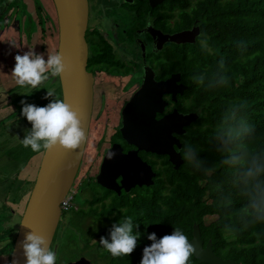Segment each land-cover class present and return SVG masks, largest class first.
<instances>
[{"label":"trees","instance_id":"16d2710c","mask_svg":"<svg viewBox=\"0 0 264 264\" xmlns=\"http://www.w3.org/2000/svg\"><path fill=\"white\" fill-rule=\"evenodd\" d=\"M5 3L0 0V9ZM16 5L17 1L9 0L1 11L0 27L5 13ZM175 6L181 9L175 29L196 26L199 30L193 45H170L171 72L180 73L186 87L177 97L184 102H177L175 108L197 115L185 133L177 136L182 164L174 170L159 157L165 168L156 172L151 186L120 196L108 191L92 195L85 202L86 212L71 209L70 224L74 227L75 223L84 249L88 241L98 238L94 245L98 253L90 251L108 264H140L144 248L152 243L148 235L155 233L159 240L178 228L189 240L194 224L203 246L209 241L217 257L233 264H264V219L249 207L246 193L253 182L244 176L253 160L264 167V0H172ZM54 25L55 17L49 26ZM0 31V42H5L4 31ZM13 65L15 60L11 68L10 63L5 66L10 77ZM12 83L7 92L9 103L28 102L31 89ZM20 109H15L17 114ZM11 145L4 152L19 149L17 154L26 161L38 153L23 144ZM260 180L264 181V175ZM106 197L108 203L102 204ZM95 203L98 211L93 208ZM85 217L99 227L82 231ZM127 217L133 221L132 234H139L137 246L130 256L113 257L100 245V238L111 242L113 226ZM13 235L11 228L0 233V255L7 260ZM188 264L200 263L191 256Z\"/></svg>","mask_w":264,"mask_h":264},{"label":"water","instance_id":"95a60500","mask_svg":"<svg viewBox=\"0 0 264 264\" xmlns=\"http://www.w3.org/2000/svg\"><path fill=\"white\" fill-rule=\"evenodd\" d=\"M55 12L57 47L56 54L63 56L66 71L57 77L60 100L72 106L79 113L82 128L87 137L92 103V77L86 72V43L84 33L87 24V0H51ZM199 34L198 27L189 31L174 33L169 42L174 45L193 44ZM179 74H172L164 81L155 82L149 69L144 72L139 89L121 110L120 135L133 151L122 154L118 145H112L104 154L95 177V183L119 195L136 187H149L154 177L150 166L137 157V152L166 156L176 170L182 160L178 151L180 144L175 136L185 133L197 119L195 113L180 114L176 110L164 114L167 105L163 95H170L175 102L176 95H182L185 87L177 84ZM85 143L77 150L64 151L59 147L43 150L35 174L33 186L28 194L16 230L8 264H26L22 243L30 232L44 237L50 247L61 217L60 204L70 191L83 156ZM111 154V155H110ZM120 177L119 184L114 179ZM195 251L192 257L200 264H233L217 257L211 250L210 242L204 246L197 226H192L188 240ZM55 252V246L53 250ZM90 264L84 258L74 263Z\"/></svg>","mask_w":264,"mask_h":264},{"label":"flooded vegetation","instance_id":"af4514ba","mask_svg":"<svg viewBox=\"0 0 264 264\" xmlns=\"http://www.w3.org/2000/svg\"><path fill=\"white\" fill-rule=\"evenodd\" d=\"M180 10L176 6L172 7V0H87V24L84 33L87 51L85 69L92 77V103L86 142L91 126L94 130L100 124L103 125H100L103 129L107 125L110 131L105 130L108 133L99 144L98 149L92 151L91 154L90 151L85 153L86 147L84 146L83 156L88 154L87 159L89 162L84 173L85 177L80 180L85 182V187H80L76 191L74 188V195L75 193L82 194L83 191H89L93 196L105 194L104 191L115 194L98 186L95 183V177L99 173V167L105 152L112 145H118L122 154L134 150V147L125 143L119 132L121 110L141 86L146 69L150 70L155 82L164 81L172 74H179L177 84L184 86L180 81V73L171 72V43L169 37L174 33L189 31L196 26H191L188 29H175L174 24L178 21ZM198 37L199 34L194 38V43ZM106 95L113 96V98L106 99ZM121 95H123V98L119 99ZM179 96L181 95H176L175 102H171L170 95H163L162 100L167 105L164 107L162 114L156 115L155 118L159 119L173 109L177 111L175 105L177 102L182 101L177 98ZM175 137L177 138V136ZM136 155L142 162L150 166L154 174L153 178H155L158 170L165 168L161 158H165L168 162L166 156L144 152H137ZM83 156L80 167L84 159ZM80 167L76 176H78ZM114 181L119 184L120 177L115 178ZM136 188L140 187L134 186L127 193ZM121 193L126 194L123 190H120L119 195H115L120 196ZM108 199L106 197L102 204H107ZM81 208V206H76L75 211H79ZM72 209H74L73 205ZM54 246L57 257V247ZM54 246L51 242V250ZM88 246L84 250L96 249L98 253V248L90 246V241H88ZM90 254L92 258L94 256L97 259L102 258L108 264L104 257H97V254L92 252ZM79 258H84L90 264L95 263V261L100 264L97 259H92L94 260L92 261L80 255L65 262L56 261V264L74 263Z\"/></svg>","mask_w":264,"mask_h":264},{"label":"rangeland","instance_id":"374dc122","mask_svg":"<svg viewBox=\"0 0 264 264\" xmlns=\"http://www.w3.org/2000/svg\"><path fill=\"white\" fill-rule=\"evenodd\" d=\"M15 1H17V5L12 10L9 9L7 14L5 13L3 19L4 21L2 22V26L0 27V30L4 31L3 36L6 40L5 42H0V100H3L4 101L3 103H7V100L9 102L10 97L7 95V92L14 84L12 83L13 80L10 79L11 77L8 76V71L10 72L9 67L6 68L5 66L9 65L10 63V68H11L12 62L13 60H15L16 55H23L29 51L35 53L36 55H42L45 61H47L49 53L56 54V47H57L56 27L55 25L51 28L49 26V24H52V21H54V17H55L54 16L55 12L51 0H15ZM5 2L6 3L3 4L2 9H0V13L4 9V7L6 8V5L9 2V0H5ZM41 29L43 31H41ZM41 32L43 34V37H41ZM16 49L17 51L15 52ZM14 52H15V56H14ZM46 75H49L48 80H46L43 84H41L35 91L30 90L31 91L30 95L32 97L28 100L27 102L28 104H34L38 107L39 106L44 107L51 101H54L56 99L60 100V98L58 97L60 96L59 94L60 90H57V87L59 86L57 77L51 76L50 73ZM39 89L41 91H39ZM49 90L53 92V96L48 97L47 100L45 99V97ZM19 94L21 93L18 92V95ZM105 97L106 99L113 98V96L110 95L108 96L106 95ZM122 98L123 95L119 97V99ZM9 104L6 107L5 105L0 107L1 109L0 169L5 174L14 173L15 171L20 170V172L18 171L17 173H15L16 176H19L17 180H19V178L26 177L28 180L34 182L35 174L38 169L39 161L41 159L43 151L41 152V154L40 152H38L34 156L29 157L27 161L25 159V156H23L22 154L19 156L17 154L19 149L16 150V153L14 152V150L10 149L11 151L9 155L5 154L4 152L6 145H8L11 142L12 145L20 147V145L22 144V140L25 138V136L30 134L32 129V125L25 118L20 117L21 112L18 114L16 113L15 109L18 108L22 109V105L20 101L15 104H11V103ZM9 106L11 107L9 108ZM7 109L8 111L5 114H3ZM7 113L10 114L8 117L6 116ZM100 125L103 126L102 124ZM100 125H98L97 128L94 130L92 129V126L90 127L88 134V141L86 142L85 145L86 147L85 153H88L90 151L89 153L91 154L92 151H96L98 149L99 144L102 142L103 138L108 133L105 130L107 129L108 131H110V128L107 125L105 129H103V127H101ZM8 138H12V139L9 141ZM26 149L29 150V147H27ZM88 157H89L88 154L83 156L84 159L81 163V167L79 166L80 170L78 172V176H76L74 180V185H73L74 187L72 186L70 191H73L74 188H75L74 190L76 191L80 187L83 188L85 187L84 186L85 182L80 179L82 177H85L84 173L87 169L89 162V160L87 159ZM4 158H8L10 161L9 160L7 161ZM22 164L25 166L26 170L21 171V169H24V167L21 168ZM27 173L28 175L24 176ZM4 177L5 176H3V174H0L1 181H3L2 179H4ZM8 183L5 181V185H7ZM32 186L33 184L32 185L28 184L26 186L24 190L26 194V198L23 201H21V203L20 202L17 203L16 201L14 206H11L12 209H15L14 210L15 214L11 213L9 215V212L7 210L8 208L4 204L0 205V212H1L0 233L5 229V226L7 225L16 230V228L18 227L20 216L22 215V211L24 209L28 194ZM91 196L92 195L89 191H83L82 194L75 193V195H73V201H71L70 208L67 210V212L66 211L64 212L65 214L63 218L60 217L59 224L56 228L52 240V245L53 246L56 245L57 247L56 253H58V255L56 257V261L65 262L67 260H71L75 258L78 255L83 256L89 260L93 259L90 254L91 252L88 250H84V248L81 246V241L78 237L79 231L74 229V227L76 226L75 223L73 227L72 224H70V220H69L71 219L70 217L72 216V211H71L72 205L74 206L73 210H76V206L79 207L81 206L82 207L81 211L86 212L89 206L85 202L87 200H90ZM94 207L96 211H98L99 204L98 203L93 204V208ZM91 221L92 220H90L88 217L83 218V222L82 224H80L82 231H85V229L87 227L89 228L90 226L91 227L94 226V228L99 227L98 224H96L95 222L91 223ZM15 234L16 233L14 231L13 236H15ZM97 242H98L97 237L92 238L90 240V246L93 247ZM95 247L96 246H94V248ZM96 259L97 258H95L94 256V260ZM97 261L100 264H106L102 258H98ZM6 264H8V261ZM93 264H97L96 261Z\"/></svg>","mask_w":264,"mask_h":264},{"label":"clouds","instance_id":"9594fccd","mask_svg":"<svg viewBox=\"0 0 264 264\" xmlns=\"http://www.w3.org/2000/svg\"><path fill=\"white\" fill-rule=\"evenodd\" d=\"M65 71L66 66L61 54L49 53L45 61L42 55L29 51L15 56L11 77L16 85L35 90L49 79L47 73L53 77H62ZM50 96H53L51 90L47 92L45 99ZM20 103L21 115L32 125L30 134L22 140L24 147H30L33 152L55 147L70 151L79 149L86 142L87 137L79 113L73 110L71 105L59 99L44 107L28 104L26 100H21ZM262 175L264 167L255 160L244 173L246 180L253 182L246 193L249 207L259 214V218L264 219V181L260 180ZM132 233L133 221L131 217H127L118 226H113L110 233L111 242L101 237L99 243L113 257L130 256L137 246L139 235ZM147 238L152 243L144 248L140 264H188L195 251L187 236L178 228L159 240L155 233ZM47 244L46 239L35 232L27 234L22 243L26 264H56V254Z\"/></svg>","mask_w":264,"mask_h":264},{"label":"crops","instance_id":"0c3cea01","mask_svg":"<svg viewBox=\"0 0 264 264\" xmlns=\"http://www.w3.org/2000/svg\"><path fill=\"white\" fill-rule=\"evenodd\" d=\"M4 101L3 100H0V107L1 106H4L5 105V107L6 106H8V104H9V102L7 101V103H3ZM3 103V104H2ZM2 104V105H1ZM4 107V108H5ZM11 106H9V108H10ZM8 111V109L3 113V114H5L6 112ZM9 113V112H8ZM7 113V117L10 115V114H8ZM14 114V113H13ZM7 137H9V136H7ZM12 138H8V140L10 141ZM6 140V139H5ZM12 144V142L11 143H9L8 145H11ZM8 145H6V146H8ZM11 151V150H10ZM10 151L8 152L7 151V153H8V155H9V153H10ZM6 154V153H5ZM20 156V155H19ZM34 156V155H33ZM4 159H6L7 161L9 160L8 158H4ZM10 161V160H9ZM18 163V162H17ZM19 164H21V163H19ZM22 167L21 168H23L24 167V169H21V171L22 170H26L25 169V166L22 164L21 165ZM19 172H20V170H18ZM18 171H15L14 173H9V174H5L3 171H1V169H0V174H3V176H5L4 177V179H2L3 181H1L0 182V205L1 204H4L8 209V212H9V215L12 213V214H15V212H14V210L15 209H12L11 208V206H14V204L16 203V201H17V203H21V201H23L25 198H26V194H25V192H24V190H25V188H26V186L28 185V184H32V181L31 180H28L26 177H23V178H19V180H17V178L19 177V176H16V174L15 173H17ZM29 173V172H28ZM28 173L27 174H25L24 176H27L28 175ZM5 181L8 183L7 185H5ZM29 182V183H28ZM23 190V191H22ZM2 192H4V193H2ZM23 212V211H22ZM1 213V212H0ZM21 217V216H20ZM9 220V219H8ZM19 224V223H18ZM7 228H11V227H9L8 225L7 226H5V229H7ZM4 229V230H5ZM11 229H13V228H11ZM14 231H15V233H16V230H17V228H16V230L15 229H13ZM2 244H5V241H3L2 242ZM5 261V262H4ZM7 259H6V257H4L3 255L2 256H0V263H3V264H6L7 263Z\"/></svg>","mask_w":264,"mask_h":264},{"label":"built area","instance_id":"2783aa9c","mask_svg":"<svg viewBox=\"0 0 264 264\" xmlns=\"http://www.w3.org/2000/svg\"><path fill=\"white\" fill-rule=\"evenodd\" d=\"M73 195H74V192L69 191L68 194L65 196V198L62 200L60 204L61 212L67 211L70 208Z\"/></svg>","mask_w":264,"mask_h":264}]
</instances>
